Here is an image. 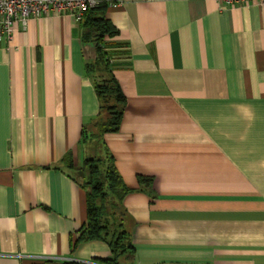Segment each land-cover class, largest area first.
Listing matches in <instances>:
<instances>
[{
  "label": "crops",
  "instance_id": "0c3cea01",
  "mask_svg": "<svg viewBox=\"0 0 264 264\" xmlns=\"http://www.w3.org/2000/svg\"><path fill=\"white\" fill-rule=\"evenodd\" d=\"M105 1L127 97L120 131L104 136L132 189L123 262L264 264V3ZM83 34L51 15L0 41V264L111 256L104 241L78 242L87 197L64 166L69 153L83 162L100 112Z\"/></svg>",
  "mask_w": 264,
  "mask_h": 264
},
{
  "label": "trees",
  "instance_id": "16d2710c",
  "mask_svg": "<svg viewBox=\"0 0 264 264\" xmlns=\"http://www.w3.org/2000/svg\"><path fill=\"white\" fill-rule=\"evenodd\" d=\"M109 7L110 4L103 0L98 8L88 10L80 22L84 30L83 41L96 46L97 57L96 62L86 65V70L94 82L100 102V112L95 121L85 127L82 132L84 151L92 152V155L85 157L82 167L77 168L73 154L69 153L64 158V166L78 181L87 197V220L78 242L104 241L110 247L111 256L100 263L127 264L123 261L125 257L134 254L135 247L132 241V220L123 201L132 189L125 184L116 167L114 157L104 142L106 134L120 131L127 107V97L113 73V65L109 58L108 41L118 34L116 27L104 13V10ZM99 73L102 75L99 76ZM147 181L148 178L139 177L140 185ZM109 206L113 219L115 209L120 207L121 219L129 221V230L111 233L107 214ZM119 227L123 228L122 223Z\"/></svg>",
  "mask_w": 264,
  "mask_h": 264
},
{
  "label": "built area",
  "instance_id": "2783aa9c",
  "mask_svg": "<svg viewBox=\"0 0 264 264\" xmlns=\"http://www.w3.org/2000/svg\"><path fill=\"white\" fill-rule=\"evenodd\" d=\"M227 6L248 2L263 4L264 0H218ZM103 0H0V41H11L16 24L26 25L30 19L51 15H72L80 23L83 15L96 9ZM114 6L116 4L111 3Z\"/></svg>",
  "mask_w": 264,
  "mask_h": 264
},
{
  "label": "rangeland",
  "instance_id": "374dc122",
  "mask_svg": "<svg viewBox=\"0 0 264 264\" xmlns=\"http://www.w3.org/2000/svg\"><path fill=\"white\" fill-rule=\"evenodd\" d=\"M113 52H110L109 53V58H110V60H112V57H113ZM96 59H97V57H95V59L94 60H92L91 62H89V63H93V62H96ZM112 64V63H111ZM101 66H103V65H101ZM97 69V71L99 70L98 69V67L96 68ZM102 74L101 73H99V76H101ZM92 155V152L91 153H85L84 155H83V157H84V159H85V157H89V156H91ZM84 159H83V162H84ZM83 162L81 161L80 162V164L79 165H77V168H81L82 167V165H83ZM109 208V212L107 213L108 215H109V220H110V231H111V233H114V232H121L122 230H124V229H127V230H129V221L128 220H126V219H124V218H122L121 219V216H120V212H122L121 211V209H120V207H118V208H116L115 209V212H114V219L112 218V214H111V210H110V206L108 207ZM122 220V221H121ZM120 223H122V225H123V228H120L119 226H120Z\"/></svg>",
  "mask_w": 264,
  "mask_h": 264
}]
</instances>
